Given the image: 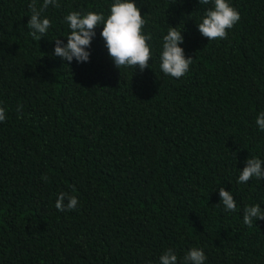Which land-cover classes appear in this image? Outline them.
Listing matches in <instances>:
<instances>
[{"label": "trees", "instance_id": "16d2710c", "mask_svg": "<svg viewBox=\"0 0 264 264\" xmlns=\"http://www.w3.org/2000/svg\"><path fill=\"white\" fill-rule=\"evenodd\" d=\"M31 2L0 0V264H159L168 249L182 264L192 248L205 264H264V220L243 224L246 206L264 210V180L237 183L249 157L264 161V0H228L241 19L215 41L197 27L211 5L134 0L151 35L143 72L114 66L103 25L88 62L54 55L70 12L107 18L114 0H58L40 40ZM170 26L193 58L179 80L159 67ZM60 193L74 210L56 209Z\"/></svg>", "mask_w": 264, "mask_h": 264}, {"label": "clouds", "instance_id": "9594fccd", "mask_svg": "<svg viewBox=\"0 0 264 264\" xmlns=\"http://www.w3.org/2000/svg\"><path fill=\"white\" fill-rule=\"evenodd\" d=\"M197 2L202 6L211 5L206 9L202 22L197 24L199 33L208 41L227 39L228 30L232 29L241 19L239 12L230 5L228 0H197ZM49 5L60 7L58 0H43L39 8L36 0H32L29 4L31 16L27 27L31 29L30 35L36 40L47 36L51 27L50 20L42 18V13ZM64 19L70 28L67 44H64L59 38L54 40V55L61 58L62 61L70 63L75 59L77 63L88 62L90 52L86 49L90 47L93 37L96 36V27L103 25L100 35L105 42L108 56L117 69L122 67L138 68L143 72L149 68L152 53L148 41L151 40V35L143 33L146 21L134 0H114L107 18L103 13L89 11L82 15L78 11H72ZM182 32L177 27H169L167 34L163 36L159 57V67L162 73L177 80L189 72L193 62L192 57L185 58L184 49L180 47L184 42ZM21 107V105L17 106L18 112ZM5 119V109L0 107V122ZM255 124L259 131L264 132V112L259 114ZM262 164L264 161L261 159L249 157L246 160V166L240 171L237 183L245 184L252 178L264 180ZM42 179L46 181L48 177L45 175L42 176ZM219 195L220 203L225 211H237V203L232 192L225 191L224 187H220ZM66 198L68 203L65 205ZM77 204L76 196L60 193L55 207L63 212L74 210ZM256 220H264V210L259 204L246 206L243 209V224L251 228ZM206 259L202 248H192L183 257L182 264H205ZM159 264H178V257L172 249H168L159 257Z\"/></svg>", "mask_w": 264, "mask_h": 264}]
</instances>
